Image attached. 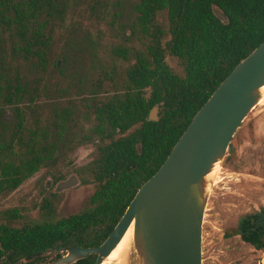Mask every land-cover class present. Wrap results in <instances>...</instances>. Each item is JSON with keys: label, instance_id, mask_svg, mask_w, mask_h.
I'll list each match as a JSON object with an SVG mask.
<instances>
[{"label": "trees", "instance_id": "obj_1", "mask_svg": "<svg viewBox=\"0 0 264 264\" xmlns=\"http://www.w3.org/2000/svg\"><path fill=\"white\" fill-rule=\"evenodd\" d=\"M76 1L0 0V190H13L42 167L55 165L74 144L79 115L91 120L78 142L94 144L96 181L86 207L64 218L15 227L9 221L21 219L19 210L5 211L0 264H37L49 252L59 257L70 247L100 245L197 111L264 41V0H91L89 12L96 18H103L100 10L110 3L116 17L127 9L129 22L118 31H124L129 46L139 47H112L109 60H102L88 40L85 63L73 70L96 79L79 81V92L87 95L77 104L63 101L66 88L59 84L51 89L49 80L39 86L40 80L25 79L31 76L26 66L42 76L54 70L63 76L70 54L68 49L58 53L59 67L55 29ZM118 61L128 62L121 73ZM40 96L44 99L38 101ZM155 105L158 119L148 120ZM236 234L264 252V207L241 216ZM74 264L93 261L87 257Z\"/></svg>", "mask_w": 264, "mask_h": 264}, {"label": "rangeland", "instance_id": "obj_2", "mask_svg": "<svg viewBox=\"0 0 264 264\" xmlns=\"http://www.w3.org/2000/svg\"><path fill=\"white\" fill-rule=\"evenodd\" d=\"M129 1L134 3L137 0ZM90 2L91 0L72 2L64 22L55 29L54 53L58 56L56 59L59 67L62 63L58 53L68 49L70 54L69 63L64 64L63 76L56 70L42 76L38 71L25 67V71L31 73V76L25 77L26 80L31 83L40 80L39 86L43 85V80H49L48 86L51 89L59 84L66 88V93L62 95L63 101L70 99L77 104L87 95L79 92V81L96 79L87 78L80 74L81 71L73 70L85 63L88 52L84 50V46L88 45V40L99 49L102 60H109V49L112 47H139L137 43L129 46L125 42L124 31H118L119 26H124L125 29L129 22L127 9H124L121 17H116L113 4L110 3L103 6L104 11L100 10V16L103 17L101 19L90 14ZM127 5L129 6V2L126 7ZM75 42H80L81 45ZM71 44L73 48L70 47ZM169 62L176 67L175 61ZM116 66L121 73L128 62L118 61ZM105 88L107 94L111 93L108 87ZM40 99L43 100L44 96H40L38 101ZM34 104L37 106V102ZM6 115L12 120L11 108L6 109ZM90 125L91 120H85L79 115L73 124L77 134L74 144L59 157L55 165L42 167L13 190H0V223L8 221L4 216L5 211L15 209L19 210L22 217L9 222L18 227L23 222L34 219L49 221L51 218H64L79 213L86 207L96 184L91 171L95 152L94 144H81L78 138ZM73 177L78 179L76 186L66 189L59 187L61 182ZM209 182V195L202 222V264H264V252L255 250L236 234L241 216L264 207V102L257 104L239 125L223 161L215 169ZM63 254L65 251L60 252V255ZM56 255V252L46 253L37 264H47L55 260ZM129 264H132V260Z\"/></svg>", "mask_w": 264, "mask_h": 264}, {"label": "water", "instance_id": "obj_3", "mask_svg": "<svg viewBox=\"0 0 264 264\" xmlns=\"http://www.w3.org/2000/svg\"><path fill=\"white\" fill-rule=\"evenodd\" d=\"M263 87L264 41L234 67L197 111L165 161L139 187L108 237L96 247L67 248L47 264H73L92 254L97 255L93 264H100L131 225L127 264L130 260L132 264H202L209 178L223 161L239 125L262 99ZM147 119H158V105ZM77 184L73 177L59 187Z\"/></svg>", "mask_w": 264, "mask_h": 264}, {"label": "bare ground", "instance_id": "obj_4", "mask_svg": "<svg viewBox=\"0 0 264 264\" xmlns=\"http://www.w3.org/2000/svg\"><path fill=\"white\" fill-rule=\"evenodd\" d=\"M263 102H264V87H263V96L259 104ZM132 230H133V225H131L130 228L127 230V232L125 233L121 241L118 243L116 248L100 264H127L129 252H130V243L132 239Z\"/></svg>", "mask_w": 264, "mask_h": 264}, {"label": "flooded vegetation", "instance_id": "obj_5", "mask_svg": "<svg viewBox=\"0 0 264 264\" xmlns=\"http://www.w3.org/2000/svg\"><path fill=\"white\" fill-rule=\"evenodd\" d=\"M99 246V245H98ZM65 253H66V250H65ZM61 256V255H60ZM59 256V257H60ZM59 257H57V258H59ZM88 257H91L92 258V261H93V263H94V261L96 260V257H97V255L96 254H92V255H89ZM56 258V259H57ZM87 258V257H86ZM79 261V260H78ZM76 263V262H75ZM74 264V263H73ZM260 264H263L262 262H260Z\"/></svg>", "mask_w": 264, "mask_h": 264}]
</instances>
